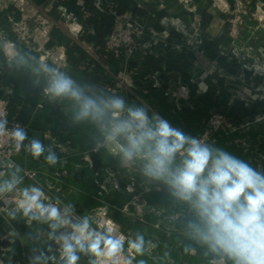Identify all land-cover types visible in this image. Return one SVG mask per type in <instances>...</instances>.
Instances as JSON below:
<instances>
[{"label":"crops","instance_id":"0c3cea01","mask_svg":"<svg viewBox=\"0 0 264 264\" xmlns=\"http://www.w3.org/2000/svg\"><path fill=\"white\" fill-rule=\"evenodd\" d=\"M105 1L144 18L146 48L130 57H99L87 6L100 8ZM233 2L236 0H0V96L10 102L8 121L18 120L29 138L52 145L59 162L49 166L43 156L34 159L23 148L15 155L24 170L38 172L45 186L55 188L63 201L56 206L68 208L73 220L87 216L92 229L122 240L123 250L115 264H126L129 259L132 264L233 262L191 238L187 225L194 217L188 206L172 197L165 185L150 182L137 169L124 166L115 149L104 144L96 124L75 120L78 108L74 101L50 100L45 95L43 66L71 75L94 97L119 96L126 105H147L151 112L194 136L211 110L230 116L241 103L247 119L251 116L257 121L227 137L232 136L233 143L246 153L251 142L245 134L262 125L252 144L255 156L244 160L264 170V75L251 73L234 54L235 40L229 36V16L224 10ZM253 2L264 9V0ZM189 34L194 35L192 44L187 42ZM260 49L264 50V41ZM83 53L97 64L81 65L78 61ZM101 76L105 82L99 80ZM97 80L99 87L93 89ZM67 163L83 185L80 192L66 191L55 178ZM11 175L0 161V182ZM22 185L0 196V264H64L58 243L49 238V222L30 220L17 207L20 190L26 188ZM43 192L44 203L53 204ZM71 230V225H65L57 235ZM137 236L144 238L143 255L129 246ZM36 256L41 259L35 261ZM78 256L77 264H112L88 253Z\"/></svg>","mask_w":264,"mask_h":264},{"label":"clouds","instance_id":"9594fccd","mask_svg":"<svg viewBox=\"0 0 264 264\" xmlns=\"http://www.w3.org/2000/svg\"><path fill=\"white\" fill-rule=\"evenodd\" d=\"M43 71L47 77L44 93L50 100L74 101L78 108L75 120L96 124L104 144L115 149L124 166L137 169L150 182L165 185L172 197L188 206L194 217L187 225L191 238L233 264H264V170L210 142L206 134L186 133L147 105H126L119 96L94 97L71 75L47 64ZM8 125L6 116L0 117V137H8L17 151L23 148L34 159L43 156L49 166L58 164L52 145L29 138L19 124ZM20 171L17 167L0 182V196L17 190L22 183ZM20 192V212L30 220L49 222V238L58 243L64 264H77L78 253L104 257L115 264L123 250L121 239L92 229L87 216L73 220L68 208L44 203L40 187ZM65 225L72 230L57 235ZM129 246L143 255V236L129 241Z\"/></svg>","mask_w":264,"mask_h":264},{"label":"built area","instance_id":"2783aa9c","mask_svg":"<svg viewBox=\"0 0 264 264\" xmlns=\"http://www.w3.org/2000/svg\"><path fill=\"white\" fill-rule=\"evenodd\" d=\"M237 1V0H236ZM114 5L107 7L109 12L115 18V26L109 33L105 40L107 49L114 51L117 56L126 55L127 57L132 56L136 51L146 48L148 45L144 40L143 36L147 28L144 18L135 15L132 12H124L123 14H117ZM100 9L103 10L102 5ZM245 13V12H243ZM229 19V36L234 40L240 35V27L238 26L241 21V15L231 14ZM185 31V30H184ZM194 35L189 34L188 43L192 44L194 41L192 37ZM200 42V41H199ZM237 55L236 53H234ZM10 102L7 97L0 96V117L6 116L8 119L10 112ZM15 124L21 125V123L14 119L9 121V128ZM250 124V120L245 119L242 122H235V120L223 112L213 109L208 114L207 118L201 125L200 131L196 136L207 135L210 142L215 141L220 136H229L233 132H237L242 128L247 127ZM22 126V125H21ZM245 144V143H244ZM17 150L15 149L12 141L8 137H0V161L5 168H13L16 166L13 155ZM62 170L61 173H64ZM24 173L29 177H33V173L24 170ZM53 186L48 187V189ZM46 198H49L54 205H59L61 202V195L56 193L52 195L47 192Z\"/></svg>","mask_w":264,"mask_h":264},{"label":"trees","instance_id":"16d2710c","mask_svg":"<svg viewBox=\"0 0 264 264\" xmlns=\"http://www.w3.org/2000/svg\"><path fill=\"white\" fill-rule=\"evenodd\" d=\"M107 7L108 5L106 4V1L103 2V5H102L103 10H101L100 8L92 4H89L87 6L88 12L91 14V17H92V22H93L94 31H95V38L98 42L97 54L99 55L101 59L115 58L117 56L114 51L107 49L105 45V40L107 36L109 35V33L112 31V29L115 26V18L109 12ZM115 10L117 14H123L124 12H126L125 7L121 5H116ZM244 18H245V24H244V29L241 32V36L243 37L245 41H250L253 37H256L255 49H257L259 48L262 41H264V30H262L261 28H257L258 22L256 19H253L250 16L244 17ZM88 59H89V55L87 53H83L80 56L78 62H80L81 65H83L84 67H88L91 63L97 64L94 59L90 58V61H88ZM99 80H101V82H105L104 77L102 76L99 77ZM98 87H99L98 80L97 82L92 83L93 89H97ZM230 116L235 120V122L239 123L247 119L248 114L246 110L244 109V105L241 103H238L233 107ZM251 118L252 117L250 116V121L253 120ZM262 129H263V126L258 125L257 128L256 127L255 129L252 128L248 133L245 134L246 136L249 135L248 139L251 142V146H249V148L246 149L247 151L246 153L243 152L244 148H242L240 144L238 143L235 144V142L233 143L232 136L231 137H227V136L218 137L213 142H215L217 146L229 151L230 153L234 154L235 156L241 159H244V158L247 159V157L249 156L251 157V159H253V156H255V152H253L254 146L252 144H254V138L258 134V131L260 132ZM235 135L239 136L238 133ZM12 158L16 166L13 168H6V171L8 173L13 174L15 169L19 167L21 171L18 173V175L22 177V184L24 186L26 187L37 186L45 190L46 192L51 193L52 195H56L57 192L55 188L48 189V187L42 183L43 180L40 178V175L38 174V172H32L31 170H29V172L33 173L34 175L33 178L29 177L28 175L24 173V167L20 164L15 154L13 155ZM63 168L66 172L58 175V177L56 176L55 178L59 181V183L64 185V187L66 188V191L75 190V191L80 192V190H82L83 185L81 182H78V180L74 177V171L72 170V168L69 166L68 163ZM71 194H73V192ZM62 203L63 201L61 200L60 204Z\"/></svg>","mask_w":264,"mask_h":264},{"label":"rangeland","instance_id":"374dc122","mask_svg":"<svg viewBox=\"0 0 264 264\" xmlns=\"http://www.w3.org/2000/svg\"><path fill=\"white\" fill-rule=\"evenodd\" d=\"M224 10H226V12L228 13L229 16L228 19L231 18L232 16L231 14L241 15V19L239 20L241 21V23H239L238 25L240 27V35L236 37L235 45H233V50L237 54L235 55L236 58L242 60L251 73L256 72L264 75V50L262 49L259 50V48L255 49L253 41L256 40V37H253V35H252L253 38L250 41H245L241 36V32L243 31L245 24L244 17L250 16L253 19H256L258 22L257 27L264 29V9L261 8V6L256 2H253V0L249 2H243L242 0L241 1L237 0L236 2H233L230 5H227L224 8ZM263 99H264V91H263ZM251 119L253 120L250 121V124L248 126L250 125L252 126V124L254 126L257 121L256 117H252Z\"/></svg>","mask_w":264,"mask_h":264}]
</instances>
